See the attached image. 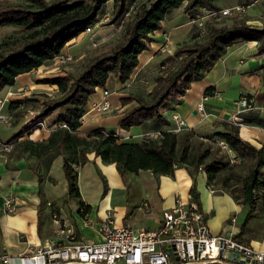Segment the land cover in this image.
<instances>
[{
	"label": "trees",
	"instance_id": "trees-1",
	"mask_svg": "<svg viewBox=\"0 0 264 264\" xmlns=\"http://www.w3.org/2000/svg\"><path fill=\"white\" fill-rule=\"evenodd\" d=\"M110 1L113 9L108 24H121L116 43L86 58L76 72L39 80L40 84L56 88L58 97L41 99L29 95L9 99L6 110L12 117L11 124L16 126L22 122L23 125L0 144H14L18 138L45 126L49 133L44 141L20 142L19 147L29 155H44L50 160L61 158L67 199L80 198L77 167L87 163L91 153L102 163L113 164L125 184L128 174L136 175L139 171H150L156 178L174 177L175 170L184 169L191 180L188 193L199 210L196 180L203 173L207 188L214 194H227L235 204L247 208L236 235L244 237L248 222L264 213V146L257 148L242 139L239 128L255 125L264 129V116L251 111L237 115L232 122L219 121L221 129L218 131L172 132L161 108L168 101L185 95L191 83L201 80L234 43L256 42L257 56H263L264 24L257 27L246 21H234L217 25L214 21L217 18L207 20L204 40L178 45L173 54L164 59V68L156 74L155 84L145 98L134 94L123 98L124 102L133 104L119 117V129L128 131L146 120L165 127L155 139L143 137L138 142H127L114 131L100 127L85 135L80 133V120L87 111L91 95L97 87L105 88L111 77L118 78L120 83L131 78L138 66V56L152 42L151 35L161 29L162 21L175 9L182 8L183 13L192 18L201 9L220 11L217 0H148L135 4L132 13H129V5L136 0H19L12 3L6 0L0 2V28L11 26L18 31L0 41V95L5 88L15 86L18 76L59 56L67 43L99 21ZM257 1L242 0L240 5L248 7ZM126 14L128 19L125 20ZM261 81L264 85V64ZM29 112L34 115L27 117ZM53 114L55 117L46 126L44 120ZM101 178L105 193L106 182ZM78 212L86 216L89 206L80 201Z\"/></svg>",
	"mask_w": 264,
	"mask_h": 264
},
{
	"label": "crops",
	"instance_id": "crops-1",
	"mask_svg": "<svg viewBox=\"0 0 264 264\" xmlns=\"http://www.w3.org/2000/svg\"><path fill=\"white\" fill-rule=\"evenodd\" d=\"M218 6L222 9L226 8V6ZM253 11L254 7L251 4L245 13L249 14ZM187 18L188 21L182 8L175 9L162 21L161 29L151 35L152 42L148 49L138 56V66L131 78L125 83H120L118 78L114 77L107 81L105 89L111 92V98L108 97L111 109L105 114L86 112L80 120L79 131L82 135L100 127L107 131H114L127 142H138L148 132L165 129L162 125H155L151 120H146L141 125L133 126L126 131L118 128L117 121L133 104V102H124V97L130 93L146 96L151 91L157 73L151 72L153 75L148 76L147 71L157 65L159 59L166 56L165 54L167 56L173 54L172 44L177 42V37L182 34L179 29L190 24L196 26L191 22L190 17ZM186 28L190 30V26ZM81 35L67 43L61 53L72 54L69 50L72 47L82 50V47H77L76 44L68 47L81 38ZM166 36H168V41L165 40ZM164 46L165 51L160 52ZM257 46L256 42L234 43L226 49L213 68L201 80L191 83L185 95L168 101L161 108L163 115L168 120V127L174 126V123L169 121L173 111L184 119L185 130H193L197 133L218 131L221 129L217 124L219 121L232 122L237 117V100L240 95L252 97L257 106H262L264 104V85L261 81V72L264 57L257 56ZM76 53L78 54L79 51ZM161 68L164 67L161 65ZM35 71L36 69L18 76L15 86L11 88L23 87L21 85L27 82L24 76ZM37 80L35 79L34 82ZM107 85H110V88ZM7 89L10 88H5L3 91ZM209 90L218 92L219 97H210L204 102V115L202 116L196 112V106L202 95ZM101 98V91L92 95L93 100L99 101ZM255 112L264 116V112L258 110ZM16 127L18 132L21 126L18 124ZM17 132L15 131L14 134ZM48 133L49 130L46 128L38 129L29 136L18 138L17 142L10 145L8 151L3 150L0 144V249L14 259L20 255L32 253L35 249L43 246L47 239L54 236L55 230L59 226V223L55 222V216L60 221L66 219L74 225L76 238L79 242L98 241L100 240L99 225L107 215L113 217L117 226L127 225L143 228L134 226L133 222L130 224V219L135 215L136 209H141L145 215L152 214L149 209L144 210L141 207L144 202L149 205L148 197L151 196L149 194L158 196L164 201H174L177 196L186 199L189 195L188 189L191 180L182 168L175 170L173 180L167 176L155 178L150 171H139L136 175L127 176L125 184L113 164H103L100 158L91 153L88 155L89 161L77 167V186L81 200L89 206V212L84 217L79 212L72 216L71 209H68L67 212L63 209L67 201V183L61 169V158L55 157L50 160L48 156L44 155L41 157L29 155L28 152H22L19 147L20 142L44 141ZM239 133L241 138L251 145L257 148L264 146L263 128L255 125H241ZM0 141L6 140L0 139ZM101 177L106 182L107 191L105 193ZM97 189H101L99 194ZM114 189H131V195L141 199L139 206L129 213L126 210H120L119 205L113 203ZM196 189L199 192L201 211L206 217L207 226L209 227L212 222V230L209 227L211 234L215 235L226 231L238 233L239 228L227 222L231 218L230 214L226 215L228 212L222 213L219 211L220 209L217 210L214 201L215 198H226L231 205V210L235 213L234 217H236L239 205L235 204L227 194L215 197L214 193L209 190L211 188H207L203 173L197 176ZM202 189H206V191ZM7 195L14 197L18 203L15 213L4 214L2 211L3 199ZM100 196L105 198L99 209V202L102 201ZM216 218L218 223L215 224ZM158 222L159 218L153 221L154 228L158 226ZM259 249L264 250V248Z\"/></svg>",
	"mask_w": 264,
	"mask_h": 264
},
{
	"label": "built area",
	"instance_id": "built-area-1",
	"mask_svg": "<svg viewBox=\"0 0 264 264\" xmlns=\"http://www.w3.org/2000/svg\"><path fill=\"white\" fill-rule=\"evenodd\" d=\"M246 9L242 5L218 12L201 9L191 18V22L203 34L207 20L217 16L244 14ZM101 22L99 20L82 34H90ZM165 40L168 41V36ZM164 49L165 46L160 52H164ZM70 59L69 55L61 53L53 61L65 62ZM97 89L101 91L102 98L99 101L93 100L92 94L86 112L108 113L111 109L108 101L111 92L99 87L95 92ZM18 96H29V93L23 87H18L10 88L0 95V125H11L12 117L6 110V104L9 99ZM210 97H219V93L213 90L204 93L196 106L197 113L204 115V102ZM237 106V115L256 110L264 112V104L257 106L255 100L247 95L239 96ZM169 121L174 123L173 127H169L172 132L186 129L184 119L176 112H171ZM159 133L148 132L144 137L155 139ZM220 144L223 145V142ZM2 148L8 151L10 145L3 144ZM17 204L14 197L7 195L3 199L2 211L4 214L15 213ZM141 207L149 209L146 202ZM54 219L59 226L54 236L47 239L43 246L17 259L0 249V264H264V250L243 243L236 237V232L211 234L204 213L198 209L190 195L186 199L175 197L173 206L161 211L158 226L154 229L117 226L113 217L107 215L99 225L98 241L79 242L72 223L66 219L60 221L56 216ZM235 223L236 217L233 216L230 224Z\"/></svg>",
	"mask_w": 264,
	"mask_h": 264
},
{
	"label": "rangeland",
	"instance_id": "rangeland-1",
	"mask_svg": "<svg viewBox=\"0 0 264 264\" xmlns=\"http://www.w3.org/2000/svg\"><path fill=\"white\" fill-rule=\"evenodd\" d=\"M6 0H0V2H5ZM9 1V0H8ZM19 0H11L12 2H18ZM148 0H136L134 3L129 5V13H132L135 9V4L147 2ZM242 0H217L218 5L226 6V8L233 7L236 5H240ZM254 7V11L250 12L249 14H239V15H233L232 17H218L215 19V24L221 25V24H231L232 22H241L246 21L247 23L261 27L264 24V0H259L256 3L252 4ZM113 9V3L109 2L106 4L104 8V13L100 15L99 20L102 22L92 31L90 34H82L81 38H78L75 42L68 45V47H71L73 45H77V47H82V50H77L74 47L69 48L70 53L69 57L71 58L69 61L65 62H56V61H50L41 66L39 69H36L35 72L28 74L24 76L25 79H27V82L23 86L25 91L29 93V95L38 96L41 99L47 98H56L58 97V93L56 91V88L50 85L46 84H40L39 80L44 78H49L56 75H63L65 73L69 72H76L83 64L84 60L86 58H90L95 54H99L103 51L108 50L110 47H112L116 41L119 39L120 31H121V24L119 25H110L108 24V19L111 15ZM222 10V8H220ZM184 14V13H183ZM187 21L189 17L188 15L184 14ZM125 20L128 19V15H124ZM107 19V20H105ZM207 22V21H206ZM190 26V30L188 28ZM186 27L180 28L179 32L181 31V35L177 37V42H173L172 44V50L174 51L175 48L180 44H190L194 41H203L204 40V34H201L199 32V29L194 25H188ZM205 28V25H204ZM18 29L15 27L7 26V27H1L0 28V41L3 37L7 35L14 34L17 32ZM80 36V35H79ZM85 41V42H84ZM241 42V41H240ZM76 51H79L77 54ZM166 56L159 59L157 65L152 66L148 71L147 75H153V73H158L161 69V65L163 64L164 59ZM81 56V57H79ZM164 66H167L166 64ZM139 75V74H138ZM138 75L136 76V79L138 78ZM154 77V76H153ZM35 79H38L37 82H34ZM107 87L110 88V85H107ZM13 89V88H12ZM15 89V88H14ZM8 90V89H7ZM97 93H100V90H96ZM5 91H1V94L3 95ZM131 94V93H130ZM138 97H144V95L136 94ZM111 98V96H110ZM109 98V100H110ZM120 102V101H119ZM113 111L115 112L116 109L114 108ZM33 112H29L27 117L32 115ZM95 113V112H94ZM99 114V113H98ZM34 115V113H33ZM32 115V116H33ZM56 114H53L51 118L45 119V125L47 126L48 123L52 121V119L55 117ZM26 117V118H27ZM30 119V118H28ZM28 119H25L26 121ZM24 121V120H23ZM19 125L22 126V122H19ZM12 126V127H11ZM11 126L7 125H0V139L7 140L11 136H13L14 132L18 130V128L13 126V123ZM41 129H45V126ZM124 140V139H123ZM104 164V163H103ZM128 174L127 176H129ZM169 177V176H167ZM127 178V177H126ZM158 178V177H156ZM171 180H173V177H169ZM98 194L101 189H97ZM131 189H114V204L119 205L120 210H126L127 213H129L131 210L136 209L139 206L140 198H134L131 194ZM203 191H206V189H202ZM174 191V189H172ZM202 191V193H204ZM148 197L149 199V210L152 212L151 215H145L144 212H142L141 209L135 210V215L130 219V224L138 227L143 228H154L153 221L157 218H160L161 211L166 208H171L174 204V201H168V200H161L158 196H153V194ZM221 194H214L215 197H221ZM139 196V195H138ZM101 197V196H100ZM104 196L101 197L102 201L99 202V209L104 202ZM164 198V197H163ZM81 197L79 199L76 198H68L65 205H64V211L67 212L68 209H71L72 216L75 215L78 212L79 206H80ZM226 200V198H215L214 206L216 209H220L219 211L222 213L228 212L229 217L234 216V211L231 210L230 203ZM247 213V208L245 206L239 205L237 208L236 213V223L234 224L236 227L239 228V226L243 223L245 220ZM230 223V219L227 221ZM214 223H218V219L216 218ZM212 222L210 223V230H212ZM90 230H93L90 228ZM243 243H247L251 245L255 249L264 248V213L260 215V217L253 218L248 222L247 225V233L244 237L239 238Z\"/></svg>",
	"mask_w": 264,
	"mask_h": 264
}]
</instances>
